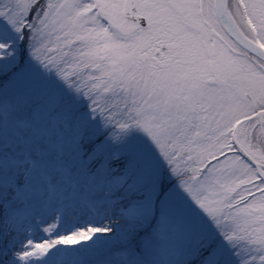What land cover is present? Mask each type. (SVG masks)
<instances>
[{
  "label": "snow or ice",
  "instance_id": "snow-or-ice-1",
  "mask_svg": "<svg viewBox=\"0 0 264 264\" xmlns=\"http://www.w3.org/2000/svg\"><path fill=\"white\" fill-rule=\"evenodd\" d=\"M0 264H264V0H0Z\"/></svg>",
  "mask_w": 264,
  "mask_h": 264
}]
</instances>
